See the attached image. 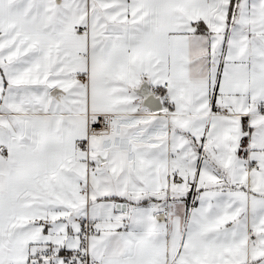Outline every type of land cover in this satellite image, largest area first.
<instances>
[{
    "label": "snow or ice",
    "instance_id": "6c2138e0",
    "mask_svg": "<svg viewBox=\"0 0 264 264\" xmlns=\"http://www.w3.org/2000/svg\"><path fill=\"white\" fill-rule=\"evenodd\" d=\"M0 264H264V0H0Z\"/></svg>",
    "mask_w": 264,
    "mask_h": 264
}]
</instances>
